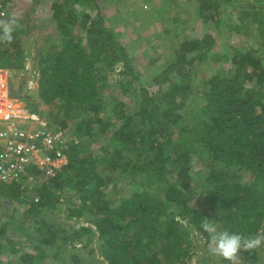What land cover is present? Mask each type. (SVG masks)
Instances as JSON below:
<instances>
[{"label":"trees","instance_id":"1","mask_svg":"<svg viewBox=\"0 0 264 264\" xmlns=\"http://www.w3.org/2000/svg\"><path fill=\"white\" fill-rule=\"evenodd\" d=\"M9 2L0 69L40 72L38 97L59 108L51 118L58 131L90 119L72 124L67 163L34 187L19 218L33 223L27 245L34 252L0 242V257L21 253L22 264H189L200 250L198 264H264V0H194V24H211L218 34L176 35L162 72L145 82L104 15L111 9L98 0H51L55 30L47 52L31 36L30 21L9 18ZM145 2L153 5L137 6ZM222 28L246 44L253 31L259 37L244 50L224 41L232 68L196 83L192 68L209 58ZM119 65L131 77L117 83L130 103L106 100ZM68 185L81 201L67 208L72 224L53 219ZM23 187L0 182V200L14 205Z\"/></svg>","mask_w":264,"mask_h":264},{"label":"rangeland","instance_id":"2","mask_svg":"<svg viewBox=\"0 0 264 264\" xmlns=\"http://www.w3.org/2000/svg\"><path fill=\"white\" fill-rule=\"evenodd\" d=\"M36 1L38 0L32 1V6L27 4L21 5V1L17 2V7L13 15L10 13L9 18L12 19L14 17L22 21H30L31 24L29 29L31 36L38 38V45L44 47V51L47 52V47L51 44L47 37L55 30V26L49 25L51 0H47L48 6L43 5L45 0H39L34 6ZM137 1L138 0H126L119 6V9H117V15H112L109 10L104 15L112 17V24L116 32L119 34L122 33L118 35L120 36L119 42L122 43L128 53L131 54V65L133 66L134 72L139 75L143 82L149 79L151 74L162 72V69L159 70V66L162 65L167 58L171 57V55H169V53L172 54V51H170L172 49L171 42L175 41L176 35L194 36L199 30V32H201L199 34L200 36H210V38L213 39L215 33L218 34L211 24L203 26V28L198 26V23L194 24V20L196 19L194 0H154L152 6L144 4L137 6ZM224 16L226 15H223V18ZM192 24H194V26H192ZM221 32L223 34L221 36L217 35L215 48L210 51L209 58L203 63L195 64L192 68L191 78H194L196 83L201 84L203 80L206 81L216 75H225L232 68L228 57V53H230L228 46L231 47L234 45V47L236 46V48L244 50L245 47L250 48L251 43L253 47L256 43L254 39L259 37L258 32L253 31L256 37L253 35V38H255L246 44V38L236 31L233 33H226L222 28ZM224 41H228V46L225 45ZM167 49H169L168 53H166ZM257 50L260 53L261 49ZM115 70L116 72L114 71L110 75L113 89L106 92V100L108 101L110 98L119 97L124 102L130 103V98H128V96L124 97L121 95L117 83L122 80L128 81L131 77L121 74L123 72L121 65L116 67ZM39 73L40 72L37 73L34 69H31L30 66L26 71L21 70L10 73V97L16 100L19 105L27 108L30 112H32L31 109H36L37 113H32L48 121L52 132L53 129L56 131L53 132L57 137L56 153L65 156L66 154H64V151L66 150V143L72 141L76 131L72 128V124L80 123L82 119L89 120L90 116L73 119L69 122V129L58 131L57 125H55L56 123H54L51 118L58 114L59 108L56 106H45L38 97ZM199 84L197 85L200 87ZM20 92L26 95V98L20 99ZM195 105L196 107L199 106V100L196 101ZM189 106L191 107V105ZM65 157L67 158V156ZM199 169L198 165L194 166V175L197 174L196 171ZM35 174L37 175L34 182L21 184L24 186V195L20 196V203L17 201L14 205L10 206L4 205L3 200H0V231L2 230V225L5 223L7 224L6 233L3 236L0 235V242L2 244L15 242L22 253H30L33 251L27 245V242L28 239L31 238V236L28 238V235H30L31 232L32 235H34V228L32 227V222L23 223L19 218L22 212L28 209L27 203L30 198L34 196V187L37 186L38 183H43L51 179L38 172H35ZM67 188L69 191L63 195V199H65L66 202L59 206L57 217H53V219L61 223L72 224V221L69 220L67 215V208L70 207V204H74L75 206L80 204L81 201L79 199V193L71 189V185H68ZM125 189L127 190V188ZM125 189V192H122L120 196L125 195ZM81 222L83 221H77L78 224ZM18 227L20 228L18 229ZM202 242L198 244L199 247H202L201 244H204ZM254 242L256 243L257 241ZM254 242H252V244H254ZM196 252L197 254L193 256L194 258L189 261V264H198V255L200 256L202 251L197 250ZM20 255L21 253L17 255L5 253L0 257V264H22ZM97 259L98 256L96 257V261ZM260 259L264 263V252L260 254ZM47 261L49 260H46V262ZM216 262H218V260H216Z\"/></svg>","mask_w":264,"mask_h":264},{"label":"built area","instance_id":"3","mask_svg":"<svg viewBox=\"0 0 264 264\" xmlns=\"http://www.w3.org/2000/svg\"><path fill=\"white\" fill-rule=\"evenodd\" d=\"M3 3L0 0V28ZM8 79L7 71L0 69V182L32 183L35 172L53 178L67 163L66 155L56 153L57 137L48 121L10 97Z\"/></svg>","mask_w":264,"mask_h":264},{"label":"crops","instance_id":"4","mask_svg":"<svg viewBox=\"0 0 264 264\" xmlns=\"http://www.w3.org/2000/svg\"><path fill=\"white\" fill-rule=\"evenodd\" d=\"M8 1H10L9 2V8H8V11L6 10V13L8 14V16L10 15V13L13 15V12H14V10H15V8L17 7V2H20L21 1V5L22 4H27V5H30V6H32V1H35V0H8ZM39 1V0H38ZM38 1H36V3L34 4V6L37 4V2ZM124 1H126V0H98V3H99V5L101 6V7H109L111 10H110V12H111V14H113V15H117L116 14V11H118L117 9H119V6L124 2ZM150 1H153V3H154V0H150ZM145 3H147V5H149V2H145ZM43 5H45V6H48V1L47 0H45L44 2H43ZM118 7V8H117ZM31 8H33V7H31ZM36 10V9H35ZM6 18V17H5ZM14 18V17H13ZM38 38H36V41H38L37 40ZM7 71V73H8V77H9V79H8V86H9V90H10V73H13V72H15V70H12V71H10V70H6Z\"/></svg>","mask_w":264,"mask_h":264}]
</instances>
